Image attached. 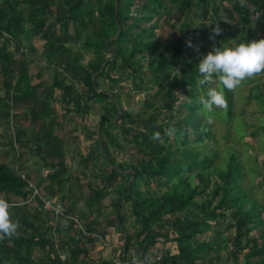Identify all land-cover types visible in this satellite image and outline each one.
I'll return each instance as SVG.
<instances>
[{
	"label": "rangeland",
	"instance_id": "1",
	"mask_svg": "<svg viewBox=\"0 0 264 264\" xmlns=\"http://www.w3.org/2000/svg\"><path fill=\"white\" fill-rule=\"evenodd\" d=\"M73 1L76 0H56L53 6L56 12L41 16L36 14L33 0H0V10L11 11L14 4L24 10L26 17L21 42L16 43L10 34L3 32L0 33V48L5 45V51L14 52L19 66L28 67L31 83L52 86L58 76L66 84L73 85L72 95L80 97L82 107L78 108L74 102H66L63 89L54 88L55 98L49 101L50 112L57 118L56 133L66 143L70 168L69 172L61 176V184L52 177L54 169L43 160L38 147L42 120L33 119L31 107L18 100L20 98L15 97L14 93L7 101L6 82L11 77L5 73L0 61V163H8L19 174L40 181L47 195L64 200L67 206L75 204L77 209L72 213H81L82 226L71 228L66 216L63 218L46 213L36 204L24 202L26 197L22 194L11 193L10 198L19 203L15 210L10 211L12 218L18 221V230L23 235L35 234L36 237L43 233L55 239L57 244L69 242L65 245L66 250L60 252V260L54 253H50V264H100L102 259H112L123 264L126 249L129 248L133 259L139 255L136 250L137 238L130 239L129 243L126 240L128 235H135L142 227L134 213L135 203L139 204V210L147 214L150 209L157 207L164 192L175 183L178 189H182L183 183L188 182L203 188L209 179L210 186L204 192L205 197L214 183L220 180L217 170L226 169L232 157H236L241 165L242 188L258 201V208L262 210V222L251 232V236L264 232V71L246 77L235 88L228 89L234 100L233 116H229L228 103L214 106L209 111L202 102L211 87L223 89L226 95L227 88L218 77L202 84V74L199 72L193 86L172 88L171 78L180 74L184 65L172 68L170 76L169 72H164L158 66L160 53L169 56L174 54L175 45L182 41L184 28L183 57L197 65L214 47H235L246 41L245 35L251 32L249 24L241 22L239 14L234 10V0H210L209 13L205 18V8L194 6L186 11L182 19L176 7L172 10L160 9L159 13L149 10L144 19L138 13L141 0H135V5L130 8L131 13L141 17L136 22L135 31L144 29L147 39L158 40L160 47L145 51L137 57L140 68L134 75L122 70L120 63L114 61L113 52L106 55L111 62L108 73L113 76L109 78L105 74L100 77L98 88L108 93L109 97L96 98L77 76L83 77V69L99 65L104 56V53L91 46L98 37L97 30L101 23L92 22L87 29L78 26L69 13ZM237 1L246 3V0ZM108 2L118 4L116 0H101V4ZM216 11L226 24L222 32L211 39L213 28L219 25L214 20ZM248 11L253 16L254 26L250 40L264 38V19L261 13L251 5H248ZM122 27L125 29L124 25ZM53 51L56 53L49 57ZM105 64L102 62V66ZM95 76L96 72H93ZM12 80L15 82L16 78ZM169 96L177 99L171 110L163 108ZM149 113H154L158 121L170 125L168 145L173 149H197L200 151L196 153L197 158L201 161L207 158L211 166L199 164L194 171H183L169 183L158 178L135 179L133 166L148 157L142 156L143 150L133 149L125 130L143 126L142 118ZM189 114L193 116L195 126L188 127L187 136L177 135L175 123H180ZM104 116H113L114 121L106 126L117 138L119 146L107 142L106 134L101 132L100 123ZM207 130L211 134H207ZM17 132L21 133V138H18ZM179 139L184 140L185 144ZM105 144L109 145V152L103 151ZM129 184H132L130 189ZM47 185L51 186L53 192ZM95 189H105L108 194L103 200L104 206L89 208L85 200ZM129 193L131 199L127 198ZM197 199L201 200L202 197L198 196ZM146 200L147 204L144 203ZM249 204L250 201L246 207ZM228 213L231 215V210ZM22 214L33 224L24 223ZM179 216L183 217L185 213L160 214L155 217L152 226L155 229L161 228L162 234L152 252L163 255L169 251L179 252L173 225ZM229 219L226 217L212 221V228L197 237L198 241L210 242L214 248L199 263L260 264L247 262V250L238 253V260L235 259L233 253L238 245L230 242V239L236 230ZM73 247L77 250L76 258L71 254ZM23 250L21 259H28L24 264L45 263L48 259L45 258L46 251L40 246H32L30 253L26 248Z\"/></svg>",
	"mask_w": 264,
	"mask_h": 264
},
{
	"label": "trees",
	"instance_id": "2",
	"mask_svg": "<svg viewBox=\"0 0 264 264\" xmlns=\"http://www.w3.org/2000/svg\"><path fill=\"white\" fill-rule=\"evenodd\" d=\"M116 1H118V4L112 2L101 4V0H76L73 1L74 3L69 9L72 19L82 29H87L92 22L100 21L101 23L97 30L98 37L94 39L91 46L99 50V52L104 53V56L101 57L99 65L90 66V69H83V77L77 76L80 82H84L85 87L88 89L87 91L93 93L94 98L99 96L109 97V94L104 92L103 89H99L98 86L100 77H103L105 74L109 78L113 76L111 73H108V66L111 62L108 61L107 56L110 53L113 52L114 61L120 63L122 70L127 71L130 75H134L140 68V61L137 57L145 53V51L157 50L160 47L158 40L150 41L147 39L144 29L142 31H135L136 22L141 19L138 15L132 14L130 10L135 5V0H129V2L128 0ZM55 2L56 0H33L36 6V14L41 16H45L48 13L54 14L56 12L53 7ZM95 2H99V4H95ZM209 2L210 0H199L198 2L194 0H141V7L138 9V13L143 16L142 18L146 19V14L149 10L159 13L160 9L172 10L176 7L179 18L182 19L187 10L198 6L205 8L203 15L205 18L209 13ZM233 5L234 10L240 16L241 22L249 24V31L251 32L245 35V40H250L253 36L252 31L254 26L252 25L253 16L248 11V5L253 6L255 11L261 13L264 19V0H246V3L234 0ZM97 12L98 18L96 17ZM25 19L24 10L18 9L17 5L14 6L13 4L11 11L1 9L0 33L7 32L19 44L21 42V35L24 32L23 23ZM132 19L133 21H131ZM214 20L219 23V26L223 30V25L226 22L219 17L217 11ZM122 25H124L125 29H123ZM201 27L202 25L199 26V28ZM185 29L182 31L181 43L175 45L174 54L169 56L165 53H160L159 55L158 66L163 68L164 72H169V76L172 68L180 64L184 65L180 70V74H175L171 78L170 84L172 88L176 86H181L182 88L193 86L195 84V77L199 73L198 65L183 57ZM189 40L192 39L190 38ZM55 53L53 51V53L49 54V57ZM0 61L3 63L5 73L11 77V80L6 82L7 101L10 100L11 95L14 93L15 97L20 98L18 100L23 101L31 107L33 119L42 120L38 147L43 160L54 169L52 177L62 184L63 180L61 176L69 172L70 168L67 163L66 143L56 133L57 118L50 112L51 106L49 101L55 98V87H61L64 91L66 102H74L78 108H82L80 97L72 95L73 85L66 84L58 76L55 77L52 86L42 83H31L28 67L19 66L14 52L5 51V45L0 48ZM102 62H106V64L102 66ZM93 72H96L95 78L93 77ZM14 78H16L15 82L12 80ZM226 95L228 114L229 116H233V94L227 89ZM176 100L175 96H169V100L165 102L163 108L167 110L173 109ZM192 117L189 114L180 123L178 121L175 123L174 128L177 129V135L187 136L188 127L195 126ZM112 121H114L113 116H104L100 123V130L106 134L107 142H113L114 145L119 146L117 138L114 137L106 126L107 123ZM142 122L143 126L131 127L125 130L128 142L132 144L133 149L143 150L142 156L148 157L133 166V176L135 179L158 178L164 181V183H169L174 178L179 177L183 171H194L199 164L211 166L207 158L202 161L197 158L196 153H200L197 149L188 150L186 147H176L173 149L168 145L167 141L170 138L168 127L170 125L158 121L154 113H149L143 117ZM157 131L161 133V136L154 138V133ZM206 132L207 134H211L210 130ZM17 136L21 138V133L17 132ZM179 141L185 144L184 140L179 139ZM107 150L109 152V145L105 144L103 151L107 152ZM121 168H123V165H121ZM217 174L220 180L214 183L212 190L205 197H203L204 192L210 186L209 179L203 188L193 186L192 183L188 182L183 183L182 189H178L175 183L164 192L157 207L150 209L147 214L139 210V204L135 203L136 208L134 213L138 219L137 222L141 223L142 227L140 230H137L135 235H128L126 239L128 243L130 239L137 238L136 250L139 255L142 251L146 254L152 252L158 243L159 236L162 234L161 228L155 229L152 226L155 217L160 214L176 215L185 213L183 217H176L173 223L175 232L177 233L175 240L178 243L179 252H166L162 255L158 264H200L199 260L204 255L210 254L214 248H212L210 242L198 241L197 237L212 228V221L229 217V220L232 221L231 226L236 230V234L230 239V242H235L238 245L237 250L233 253L235 259L238 260V253L247 250L246 259L248 263L257 262L264 264V232H261L260 235L251 236V232L258 228L259 223L262 222V210L258 208V201L251 198L252 196L242 188L240 182L242 174L241 165L236 157H232L226 169L217 170ZM38 183L41 184L40 181ZM47 187L50 188L51 186L47 185ZM128 188H132V184H129ZM50 191L53 192L51 188ZM11 193L22 194L27 198L29 194L27 182L8 163H0V198L3 196L4 199L12 200L10 198ZM107 194L108 192L105 189H95L88 194L85 204L89 208L98 205L104 206L103 200ZM131 196V193H129L127 198L131 199ZM198 196H201L202 199H197ZM248 201H250V204L246 207ZM147 202L148 200L144 201L145 204ZM18 204L12 205L10 211L15 210ZM76 209L75 204H70L66 207V214H70ZM230 210L231 215H228ZM91 212L93 213V211ZM65 216L70 221V227L76 228L73 219L67 215H61L63 218ZM22 221L33 224L25 215H23ZM78 232L83 233L82 230ZM74 239L72 238V240ZM68 243V241H62L61 244H57L55 239L46 237L43 233L39 234V237H36L35 234L23 235L18 230L15 235H2L0 237V264H24L28 259H21L23 249L26 248L30 253V248L34 245L40 246L46 251L45 258L48 259L45 263L50 264L52 259L50 253H54L60 260L59 254L66 250L65 245ZM125 252L123 264H135L133 256L129 254V248ZM71 254L76 258V247L71 248ZM45 263L42 261L39 264ZM100 264L119 263L112 259H102Z\"/></svg>",
	"mask_w": 264,
	"mask_h": 264
},
{
	"label": "clouds",
	"instance_id": "3",
	"mask_svg": "<svg viewBox=\"0 0 264 264\" xmlns=\"http://www.w3.org/2000/svg\"><path fill=\"white\" fill-rule=\"evenodd\" d=\"M222 32L217 24L210 34L211 39ZM191 44V41H189ZM198 70L202 74L201 83L206 84L218 77L227 89H233L241 81L255 73L264 71V38L258 40H246L235 47H214L199 61ZM209 111L214 106H223L227 103L223 89L211 87L207 91V97L202 101ZM170 132V130H169ZM159 131L154 133V138H159ZM10 202L0 198V235L12 236L18 232V221L12 218ZM140 264H147V260Z\"/></svg>",
	"mask_w": 264,
	"mask_h": 264
},
{
	"label": "built area",
	"instance_id": "4",
	"mask_svg": "<svg viewBox=\"0 0 264 264\" xmlns=\"http://www.w3.org/2000/svg\"><path fill=\"white\" fill-rule=\"evenodd\" d=\"M23 179L27 182V189L29 191V194L24 202H30L36 204L40 210L53 214L57 217H61V215H67L71 219L74 220L76 226H82L81 225V216L79 213H72V214H66V207L67 203L62 199H56L50 195H47L43 189L41 184H39L37 181H34L31 178H28L26 175H22ZM10 202V209L12 208V205L18 204L13 199L8 200ZM163 253H144L143 251L138 255V258L133 259V262L135 264H140L141 261L147 260V264H158V262L161 260Z\"/></svg>",
	"mask_w": 264,
	"mask_h": 264
}]
</instances>
